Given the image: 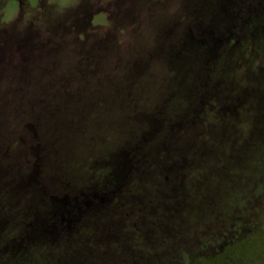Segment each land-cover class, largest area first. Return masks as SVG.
Segmentation results:
<instances>
[{"label":"trees","instance_id":"16d2710c","mask_svg":"<svg viewBox=\"0 0 264 264\" xmlns=\"http://www.w3.org/2000/svg\"><path fill=\"white\" fill-rule=\"evenodd\" d=\"M183 14L191 16L190 22H174L167 34L171 42L157 48L156 59L134 61L136 66L126 61L121 68L134 71L141 82L148 78L154 91L161 90L155 95L161 96L159 103L146 109L149 94L140 92L139 105L130 93L120 100L121 108L115 103L108 108L104 95L94 96L89 109L77 110L78 118L89 119L80 127L83 146H71L75 122L69 103L57 98L72 94L61 89L64 78L58 85L43 64L47 73L32 74L34 86L57 87V92L33 95L23 89L29 107L15 111L9 120L13 138L0 143V264H111L120 249L132 250L135 235L166 242L164 220L172 205L182 210L192 205L184 184L188 170L235 135L238 104L231 93L233 77L225 75L246 41L252 44V58V32L264 29V0H186ZM16 41L23 47V39ZM92 47L93 42L79 47L78 57L101 49ZM27 64L24 57L17 78ZM158 66L164 71L157 77ZM98 75L93 81L101 86ZM66 79L74 82L71 75ZM250 88L254 95L256 87ZM37 102L40 110L33 107ZM220 104L227 108L221 111L226 118L211 130L204 121ZM49 121L54 122L48 128ZM255 143L245 137L231 156L239 158L245 146ZM172 188L178 190L172 193Z\"/></svg>","mask_w":264,"mask_h":264},{"label":"rangeland","instance_id":"374dc122","mask_svg":"<svg viewBox=\"0 0 264 264\" xmlns=\"http://www.w3.org/2000/svg\"><path fill=\"white\" fill-rule=\"evenodd\" d=\"M185 5L186 0H0V143L7 144L10 135L13 138L9 120L13 122L15 111L29 107L31 100L27 101L21 94L23 89L33 95L48 90L57 92V87L42 89L31 83V76L43 74L42 64L50 70V79H58V85L64 78L65 83L60 86L63 91H72L70 96L61 92L57 96L69 103V112L75 122L74 133L68 136L71 146L81 143L83 131L80 127L89 121L78 118L77 110L89 109L94 96L104 95L108 108L115 104L121 108L120 100L123 101L127 94L132 93L135 100L141 94H149L143 106L149 110L155 107L161 97L155 95L161 90L154 91L148 78L141 82L135 78L134 71L124 73L121 68L126 61L132 64L143 58L156 59L157 48L171 42L167 34L176 24L174 22H190L191 16L183 14ZM252 33V58V44L246 39L236 64L225 75L229 79L233 77L231 93L238 104L235 135L226 136L220 151L204 156L202 162L188 170L184 179L187 200L192 203L184 214L186 225H189L187 232L198 242L196 247L210 253L211 264H249L252 260L264 264V29L261 34L255 33V29ZM16 39L25 40L27 53L25 48L16 45ZM92 42L93 49L99 45L100 53L79 58V47ZM233 46L236 49L238 44L233 43ZM44 53L50 58L39 61ZM24 57H29L25 60L26 70L17 78ZM97 64L100 71L95 70ZM260 64V69H254ZM163 71L164 68L158 66L154 74L158 77ZM69 75L80 88L74 82H67ZM97 75L102 78L101 86L93 81ZM250 87H256L254 95ZM40 105L37 102L33 107L40 110ZM224 109L223 104L213 108L204 121L206 127L215 130L223 125L227 108ZM53 116L60 125L57 113ZM53 122H48V128ZM247 136L256 143L245 146L244 153L233 159L232 152L242 147ZM147 186L149 190L154 188L152 182ZM201 231L205 235L200 238L197 233ZM234 236L239 237L238 243L225 244ZM135 238L132 250L120 249L116 263L111 264L170 261L168 238L161 244L142 235H135ZM204 243L208 247L205 248ZM187 256L188 253L184 257Z\"/></svg>","mask_w":264,"mask_h":264},{"label":"flooded vegetation","instance_id":"af4514ba","mask_svg":"<svg viewBox=\"0 0 264 264\" xmlns=\"http://www.w3.org/2000/svg\"><path fill=\"white\" fill-rule=\"evenodd\" d=\"M26 31L28 32V30ZM14 41L16 45L19 47L18 42L16 40ZM22 46L23 48H25V52L27 53L29 49L26 46L24 39L22 42ZM28 58L29 57H27V59ZM42 58L44 60L50 57L48 56V53H44V55H42ZM45 73L47 72L43 71V74H41V76L44 75ZM175 180L176 178H172L170 180L171 186L175 185ZM177 190L178 189L176 188L170 189L172 193H175ZM172 196L174 197V194H172ZM185 210H182L181 208L180 209L176 208V206L172 205L170 214L164 220V222L166 223L165 225L167 226V234H168V240H169L168 241L169 247L167 248L168 250L167 253L171 251L170 253L171 258H170V261L168 260L169 261L168 263H163V264H211L210 256L208 255L210 253H204L198 247H196L198 242L196 243L195 240H193L190 237V235H188L187 228H189L188 227L189 225L188 226L186 225L187 220L185 219V216H184ZM155 233L157 234L156 230H155ZM197 235L198 237L201 238L203 235H205V232L204 231L198 232ZM238 242H239V237L234 236L233 239L226 241L225 244H229V243L236 244ZM204 247L205 248L208 247V244L204 243ZM186 253H188V256L184 257ZM249 264H262V263L252 260L251 262H249Z\"/></svg>","mask_w":264,"mask_h":264}]
</instances>
